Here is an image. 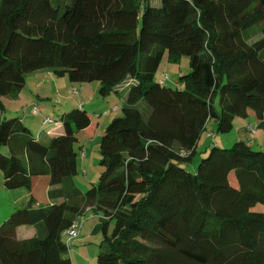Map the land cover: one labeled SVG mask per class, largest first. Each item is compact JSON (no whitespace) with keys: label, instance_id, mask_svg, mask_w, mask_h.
<instances>
[{"label":"trees","instance_id":"obj_1","mask_svg":"<svg viewBox=\"0 0 264 264\" xmlns=\"http://www.w3.org/2000/svg\"><path fill=\"white\" fill-rule=\"evenodd\" d=\"M262 50L264 0H0V173L5 189L29 193L0 225V264H71L62 234L88 210L101 218L96 264H264V151L211 145L186 168L209 121L225 134L249 111L264 118ZM165 52L189 58L178 89L155 79ZM39 70L123 98L122 116L100 130L98 183L85 192L73 183V145L98 123L83 106L44 143L4 114L1 99ZM41 177L50 204L33 206ZM21 226L33 236L17 238Z\"/></svg>","mask_w":264,"mask_h":264},{"label":"rangeland","instance_id":"obj_2","mask_svg":"<svg viewBox=\"0 0 264 264\" xmlns=\"http://www.w3.org/2000/svg\"><path fill=\"white\" fill-rule=\"evenodd\" d=\"M260 25L252 28L248 32L247 39L249 42L259 34ZM39 26L47 27L49 23L47 21L45 23L40 22ZM53 26L55 27L57 40H64L65 33L62 25L55 22ZM25 58L26 55L23 59L20 58L21 62ZM189 70V58L187 56H181L178 62L169 61L165 52L158 70L155 73V79L159 81L163 78L168 88L178 89L180 88V84L178 83L179 76L188 73ZM70 85H73L76 89L80 86L70 83L67 75L56 77L53 73L47 75L44 72L37 73L36 75L27 73L24 88L19 93V97L14 99H1V103L5 108V115H16L22 118L32 135L36 138L39 137L43 143L46 142L45 134L56 127L57 122H59L64 112H69L73 107H84L86 113L91 116L92 121L98 123V130L94 136H91L93 128L88 131L78 132L76 135L77 140L73 145L77 155V174L73 178V183L77 190L85 192L98 183V175L101 170L99 167L100 130L104 129L112 119L122 116L120 106L123 103V98L119 95H110L107 98H102L98 93L99 83L97 82L84 83L81 85L83 91L81 87L77 92L72 90ZM37 96L41 97L40 100ZM115 106H118L117 111H112L116 109ZM33 108L36 109V114L33 113ZM45 118H49L51 121H44ZM252 119L235 118L233 121V129L225 134L216 133V123L213 120L209 121L197 142V155L193 162L186 166L187 170L194 172L198 160L202 156H205L206 149L211 145L220 148H230L236 141L241 139L253 151H258V148L264 151V130L261 129L257 136L250 133H243L239 137V131H242L241 127L243 125H248L249 122L253 125ZM230 181L234 183L233 177H230ZM33 184L36 185L37 189H41L37 192L39 195L43 196L45 193L43 197L46 199L49 186H45L44 189L40 185L35 184V182ZM28 198L29 193L24 189L12 191L5 189L2 185V175L0 173V225L6 221L19 205L26 204V199ZM258 207L264 211V206ZM88 218L91 219L86 224ZM80 222L82 223V227L79 234H83L81 237L78 235L72 241L69 251L67 250L65 252V256L70 260L71 264H96V258L100 252V229L98 227L96 233L91 232L98 220L87 212V214L85 213L81 216ZM74 223L75 221L72 225ZM25 230H23V235L21 232H16L17 238L26 239L28 234L30 235L33 232L31 227L25 228Z\"/></svg>","mask_w":264,"mask_h":264},{"label":"crops","instance_id":"obj_3","mask_svg":"<svg viewBox=\"0 0 264 264\" xmlns=\"http://www.w3.org/2000/svg\"><path fill=\"white\" fill-rule=\"evenodd\" d=\"M260 32V31H259ZM260 34V33H259ZM258 34V35H259ZM257 35V37L255 38V39H258L260 36H258ZM255 39H253L252 41H254ZM251 41V42H252ZM260 56H261V58L262 59H264V50H262L261 51V53H260ZM46 73V75L47 74H49V73H52V72H50V71H48V70H39V71H35V72H32V74L34 75H36L37 73ZM74 84V83H73ZM78 85V84H77ZM70 87H71V89L72 90H74V91H78L82 86L80 85V86H78L77 88V90H76V88L73 86V85H70ZM82 91H83V87H82ZM17 97H19V95L18 96H16L15 98H17ZM37 98L40 100V98L41 97H39V96H37ZM47 98V97H46ZM115 108L116 109H113L112 111H117V109H118V106L116 107L115 106ZM251 118H253L252 120H253V125L249 122V124L248 125H243V127H241V130L242 131H239V137L243 134V133H250V134H252V135H256L257 136V134H258V132L259 131H261V129L262 130H264V118L263 119H257L256 117H255V114H254V112L253 111H249L248 112V114H247V117H246V119H251ZM234 124V123H233ZM58 126V125H57ZM91 126L92 125H90L87 129L89 130V129H91ZM98 127V126H97ZM57 129V127H55L54 129H52V130H49L50 132H55V130ZM97 130H98V128H96ZM95 129V130H96ZM60 130V129H59ZM93 132H95L94 131V129H93V131H92V133ZM97 132V131H96ZM93 135V134H92ZM91 135V136H92ZM94 136V135H93ZM238 141H243V140H241V139H239ZM244 142V141H243ZM245 143V142H244ZM258 150H260V151H262L261 149H259L258 148ZM35 182V184H38V185H40L41 187H45V186H47L48 187V184H47V179L45 178V177H41V178H38V179H35V180H33V183ZM40 187V188H41ZM42 188V189H43ZM45 189V188H44ZM36 190V191H35ZM39 190H41V189H37L36 188V185H34V184H32V189H31V191H32V193H33V197H34V203H33V206H35V205H38V204H43V205H49L50 204V202L48 201V199L46 198V199H44V197L43 196H45V193L43 194V196L42 195H39L37 192L39 191ZM27 200V199H26ZM39 200V201H38ZM87 212L88 213H90V214H92L95 218H97V220H98V222L97 223H95V225H94V227H93V229H92V232L91 233H96L97 231H98V227H100L99 226V224H100V222H101V218L99 217V216H97V215H95L91 210H88V211H86L85 213L87 214ZM84 213V214H85ZM81 218V217H80ZM91 218H88V220L86 221V224H87V222L90 220ZM81 223V222H80ZM29 226H21V227H18L17 228V230H16V232H21L22 233V235H23V230L24 231H26L25 230V228H28ZM81 227H82V223H81ZM81 229V228H80ZM33 230V229H32ZM79 232H80V230H79ZM79 232H78V235H80L79 237H81L82 236V234L83 233H80L79 234ZM33 234H34V231L33 232H31L30 233V235L28 234V236H27V238H30V237H32L33 236ZM78 235L76 236V238L78 237ZM20 238H22V237H20ZM75 240V239H74ZM73 240V241H74Z\"/></svg>","mask_w":264,"mask_h":264},{"label":"built area","instance_id":"obj_4","mask_svg":"<svg viewBox=\"0 0 264 264\" xmlns=\"http://www.w3.org/2000/svg\"><path fill=\"white\" fill-rule=\"evenodd\" d=\"M160 82L162 84H164V79L161 78ZM77 92V91H76ZM33 113L36 114V109H33ZM44 121H51L49 118H45ZM81 228V223L80 221H76L73 225H71L66 231L63 232L62 237H63V241L65 243V245L67 246V249L69 251L70 249V245L72 243V241L76 238V236L78 235V232Z\"/></svg>","mask_w":264,"mask_h":264}]
</instances>
